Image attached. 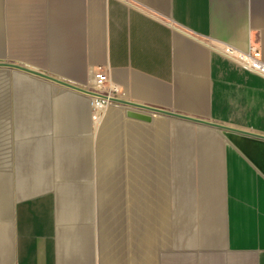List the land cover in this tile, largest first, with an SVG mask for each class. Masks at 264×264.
<instances>
[{"label": "crops", "instance_id": "1", "mask_svg": "<svg viewBox=\"0 0 264 264\" xmlns=\"http://www.w3.org/2000/svg\"><path fill=\"white\" fill-rule=\"evenodd\" d=\"M6 1L0 32L12 62L1 63L80 87L101 76L127 101L264 136V76L234 56L254 49L264 63V0ZM12 78V106L0 109V125L10 131L5 146L14 131L21 138L16 150L34 165L15 179L8 149L0 146V264H79L77 257L93 255L84 239L66 246L75 199L67 191L78 181L61 176L93 175L95 125L103 146L98 161L108 166L118 159L123 135L133 162L147 153L139 143L165 145L167 175L180 194L172 196L176 215L165 222V213L156 214L158 236L166 235L160 264H264V138L157 113L143 122L116 106L95 121L83 93L17 69ZM106 143L113 145L108 152ZM150 152V159H163ZM135 183L133 207L140 197ZM158 185L164 209L161 179ZM150 217L142 220L151 223ZM134 218L128 222L134 243L144 237L152 246L153 228L139 237ZM110 245L108 238L105 264Z\"/></svg>", "mask_w": 264, "mask_h": 264}, {"label": "rangeland", "instance_id": "2", "mask_svg": "<svg viewBox=\"0 0 264 264\" xmlns=\"http://www.w3.org/2000/svg\"><path fill=\"white\" fill-rule=\"evenodd\" d=\"M6 3V0H0V29L3 28V30L5 26L2 22L4 23L5 21ZM0 38L4 39L3 42L0 43V61L12 62V56L10 55L11 52L8 55L6 47L4 46V31L0 32ZM15 59L20 60L21 58L15 57ZM14 74L16 75L15 68L0 67V109H5V106L8 105H10V107L12 106V97L10 94L14 86L13 82H15L12 78ZM119 117L121 118V123L124 122L122 120L127 119L123 111L120 113ZM10 124L12 127V123H9V125ZM95 126L93 175L90 177L79 176L77 179H75V176H61L62 180L66 181V183L74 184L76 183L75 180L78 181L77 187L70 186L71 189L67 191L69 198L74 197L75 199L74 205H70L72 206L70 209L71 213L69 214V218L66 222L67 225L65 227L64 234L67 239L66 246L68 249L69 247L73 248L75 247L77 239H84L86 244H88L87 246L90 247L91 252L89 251V253H93V255H83L77 257V259L79 258L81 262L79 264H89L90 258H92L93 264H105L103 254L107 249L105 250L104 246H106L107 239L109 238L111 243L109 248L110 264H140L141 260L142 264H160L161 253L165 248L166 235L164 230L162 238L160 239L158 236V220L156 214L161 216L162 213H165V222L166 219L171 218V215H176L177 204L173 198L175 199V197L180 194V192L177 191L176 185L172 186V177L167 175V161L164 159L165 145L157 144L152 146L148 143H139L137 146L138 150L145 148L147 153L138 152L140 159L137 160V162H133V160L128 159L132 156V149L129 151L128 144L126 143V139L123 135L119 140L118 159L116 161L112 160V165L108 166V161L106 163L105 161L102 163V159L100 162L98 161V154L102 150L103 146L100 141L101 131L96 132ZM6 128L7 127H5V125H0V146L2 149L7 148L5 146V142L7 141L6 132L9 133L10 131ZM142 128L147 129V131L149 130V127L146 126ZM20 139L21 138H19V140ZM143 139L149 142L151 138L150 136H147ZM17 140L18 139L13 131L11 139L9 140L10 142H7L10 147V149L9 147L7 148L8 156L12 161L13 169H15V179L18 174V170L22 168L25 170L28 167L31 172L33 168H31V166L34 165L31 163L32 159L28 158L29 154L20 153L16 150L18 145L16 144ZM104 146L105 151H107L108 148L112 149L113 145H108L106 143ZM150 148L154 150V154L152 155H158V157L163 156V159H150ZM159 148L161 152L156 151V149L158 150ZM107 152L104 153L105 157L107 155H113L111 153L108 154ZM20 177L21 176H18V178ZM58 179L59 178L55 176L54 182H58ZM160 179L164 187L163 192L166 206L164 209L158 207L157 200V188L159 186L158 182ZM134 180L136 183L133 185H135L138 191L140 190V192H138L140 197L136 202V207H133V193L129 192L133 189V186L131 185ZM145 181L146 184H142ZM143 188L146 190L145 195L147 198H145V196L141 197V190ZM172 188L174 189L172 190ZM134 216V219H139L137 222L139 237L142 236L141 234L146 226L153 228L154 242L152 246H146V243L149 245L150 241L146 242V240L143 239L144 237L142 238L141 245L138 241H136L135 244L133 237L129 235L128 222L129 219H133ZM149 217L152 220L151 223L148 220L146 223L142 220L149 219ZM76 219L88 220L87 223H80L76 222ZM84 228L87 230L82 232L84 231ZM71 230L73 233H71ZM145 253L147 254L145 255ZM73 257L70 256L69 258L73 259Z\"/></svg>", "mask_w": 264, "mask_h": 264}, {"label": "built area", "instance_id": "3", "mask_svg": "<svg viewBox=\"0 0 264 264\" xmlns=\"http://www.w3.org/2000/svg\"><path fill=\"white\" fill-rule=\"evenodd\" d=\"M224 51L227 54L234 55L233 50L230 47H226ZM237 57L243 67L250 71H254L264 76V63L260 60V53L257 50H252L247 54L234 55ZM87 92L83 93L87 96L90 107L94 111L102 110L109 106H116L127 110H136L126 104L120 102L123 100V92L113 83H107L101 76L93 78V83L84 87ZM81 93V92H80Z\"/></svg>", "mask_w": 264, "mask_h": 264}, {"label": "water", "instance_id": "4", "mask_svg": "<svg viewBox=\"0 0 264 264\" xmlns=\"http://www.w3.org/2000/svg\"><path fill=\"white\" fill-rule=\"evenodd\" d=\"M0 66H7V67L15 68L17 70L24 71V72L30 73L32 75L47 79V80L52 81V82H54V83H56L58 85H62L64 87L73 89V90L81 92V93H86L87 92L85 89H83L82 87H80L78 85H75V84L69 83L67 81L58 79V78H56V77H54L52 75L46 74L44 72H41V71H38V70H35V69H31V68L26 67V66H22V65H19V64H15V63H1V62H0ZM120 102L123 103V104H126V105H128V106H130V107H132L134 109H136V110H127L126 111V116L130 117L132 119L139 120V121L150 122L151 118H152L151 117L152 114H156L157 113V114L177 117V118H180V119H185V120L196 122V123L209 125V126L221 129V130H235L236 132H242L244 134H249V135H252V136H255V137L264 138V136H261V135L255 134V133L242 131V130H239V129H231L228 126H225V125H222V124H219V123H214V122L206 121V120H203V119H198V118H195V117H190V116H187V115H182V114L174 113V112H171V111H166L164 109L151 107V106H148V105H143V104H139V103H133V102L127 101L125 99L120 100Z\"/></svg>", "mask_w": 264, "mask_h": 264}, {"label": "bare ground", "instance_id": "5", "mask_svg": "<svg viewBox=\"0 0 264 264\" xmlns=\"http://www.w3.org/2000/svg\"><path fill=\"white\" fill-rule=\"evenodd\" d=\"M104 109L95 111V121H98Z\"/></svg>", "mask_w": 264, "mask_h": 264}]
</instances>
